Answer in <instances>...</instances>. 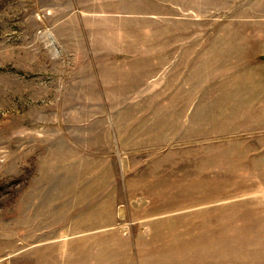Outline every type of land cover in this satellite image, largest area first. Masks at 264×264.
<instances>
[{"label":"rangeland","instance_id":"obj_1","mask_svg":"<svg viewBox=\"0 0 264 264\" xmlns=\"http://www.w3.org/2000/svg\"><path fill=\"white\" fill-rule=\"evenodd\" d=\"M60 254L264 264V0H0V264Z\"/></svg>","mask_w":264,"mask_h":264},{"label":"crops","instance_id":"obj_2","mask_svg":"<svg viewBox=\"0 0 264 264\" xmlns=\"http://www.w3.org/2000/svg\"><path fill=\"white\" fill-rule=\"evenodd\" d=\"M52 256L51 255H49L48 257H44V260H45V264H47V262H46V260L49 262V264H64V260L62 259V256H61V254L58 256H56V257H54V259H53V262H52Z\"/></svg>","mask_w":264,"mask_h":264}]
</instances>
